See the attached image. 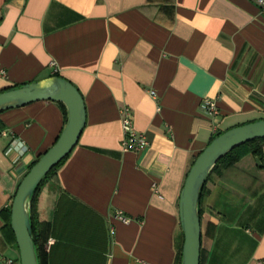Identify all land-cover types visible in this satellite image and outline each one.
Masks as SVG:
<instances>
[{
  "label": "crops",
  "instance_id": "obj_1",
  "mask_svg": "<svg viewBox=\"0 0 264 264\" xmlns=\"http://www.w3.org/2000/svg\"><path fill=\"white\" fill-rule=\"evenodd\" d=\"M54 76L86 115L34 199L40 264H179L189 167L217 133L264 120V13L250 0H0V91ZM125 107L146 140L138 152L120 147ZM65 116L44 100L0 112V264H20L5 209ZM255 159L208 178L199 264H264Z\"/></svg>",
  "mask_w": 264,
  "mask_h": 264
},
{
  "label": "water",
  "instance_id": "obj_2",
  "mask_svg": "<svg viewBox=\"0 0 264 264\" xmlns=\"http://www.w3.org/2000/svg\"><path fill=\"white\" fill-rule=\"evenodd\" d=\"M58 101L66 112L65 124L52 147L37 158L16 187L11 200L10 230L14 234V243L18 249L20 264H38L35 247L30 229V202L36 186L46 174L58 165L78 142L85 124V106L83 97L71 84L63 78L54 76L39 82L10 87L0 91V112L28 103L38 101ZM264 138V120L247 122L240 126L221 132L196 156L188 170L181 192L178 195L179 223L182 229L183 245L179 264H199L201 247V228L199 209V193L208 174L217 161L234 147L247 141ZM257 166L260 161L255 159Z\"/></svg>",
  "mask_w": 264,
  "mask_h": 264
},
{
  "label": "trees",
  "instance_id": "obj_3",
  "mask_svg": "<svg viewBox=\"0 0 264 264\" xmlns=\"http://www.w3.org/2000/svg\"><path fill=\"white\" fill-rule=\"evenodd\" d=\"M58 105H60V107L62 108L63 110V113L66 115V112H65V108L64 106L59 103L57 101ZM2 130V125L0 123V131ZM221 133V132H220ZM220 133H217L216 135H214L209 142L212 141V139H214L215 137H217L218 135H220ZM248 154H251V156H253L254 158H257L259 161H260V164L261 166H264V138H261V139H257V140H253V141H247V143H244L240 146H236L234 147V149H232L230 152H227V154L224 156H222L218 161L217 163L215 164V166H213L212 168V171H210V173L208 174V178L214 174L217 169L221 168V167H224L225 168H230L232 166L235 165L236 162H238L243 156L245 155H248ZM65 158V157H64ZM63 158V159H64ZM62 159L61 162L58 163L61 164L64 160ZM35 164V163H34ZM58 165H56L54 168H52L47 174L46 176L44 177V179L41 181V183L39 185L36 186V189L35 191L33 192L32 194V197L31 199H29V202H30V208H29V215H30V229L32 231V242L34 243V247H35V256H37V261H38V264H40L39 262V256H38V253H39V250L36 246V242H35V239H36V229H35V225L37 224L36 220H35V215H34V207H35V202H34V199L36 198V195L37 193L39 192V187L41 185H43V183L45 182L46 179H48L51 175H53L54 171H56ZM207 178V180H208ZM207 180H205L207 182ZM205 182V184H206ZM205 184L203 185L202 187V190L201 192L199 193V206L197 207V209H199V215L201 216L202 212H203V207H204V198H205ZM5 224H4V229L7 230V233L9 235V238H11V242L14 243V234L12 232V230H10V216H9V213H10V208H6L5 209ZM15 245V243H14ZM16 247V246H15ZM17 248V247H16ZM201 253V252H200Z\"/></svg>",
  "mask_w": 264,
  "mask_h": 264
},
{
  "label": "built area",
  "instance_id": "obj_4",
  "mask_svg": "<svg viewBox=\"0 0 264 264\" xmlns=\"http://www.w3.org/2000/svg\"><path fill=\"white\" fill-rule=\"evenodd\" d=\"M251 3H253L255 6L259 8V11L261 13H264V0H250ZM51 66H54V64L51 62ZM3 72V71H1ZM149 95H151L153 98H155V92L153 90L149 91ZM201 108L206 112L209 113L211 117H216L217 116V109L215 106V103L212 101H209L205 99L204 102L201 104ZM130 111L127 107H125L122 110L121 114V130H122V140L120 142V147L123 151L128 150L130 152H138L141 148L143 149L146 146L145 143V138L141 133H137L136 130H134L133 126V119L132 116L130 115ZM214 132H216V128L213 126ZM0 134H5L4 131L0 132ZM22 150L24 148L20 146ZM115 217H117L118 220H120L123 223H127L129 221V218H126L123 216L121 212H116ZM48 243H51L48 241Z\"/></svg>",
  "mask_w": 264,
  "mask_h": 264
}]
</instances>
